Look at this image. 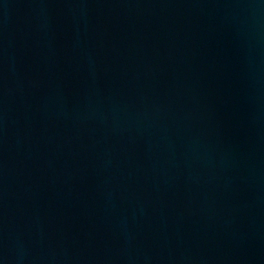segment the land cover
<instances>
[{
	"label": "water",
	"instance_id": "1",
	"mask_svg": "<svg viewBox=\"0 0 264 264\" xmlns=\"http://www.w3.org/2000/svg\"><path fill=\"white\" fill-rule=\"evenodd\" d=\"M0 264H264V0H0Z\"/></svg>",
	"mask_w": 264,
	"mask_h": 264
}]
</instances>
